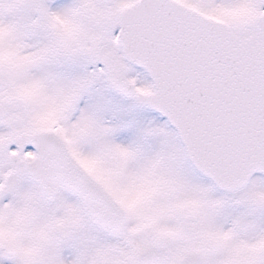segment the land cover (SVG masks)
I'll return each mask as SVG.
<instances>
[{"label": "snow or ice", "instance_id": "obj_1", "mask_svg": "<svg viewBox=\"0 0 264 264\" xmlns=\"http://www.w3.org/2000/svg\"><path fill=\"white\" fill-rule=\"evenodd\" d=\"M0 264H264V0H0Z\"/></svg>", "mask_w": 264, "mask_h": 264}]
</instances>
